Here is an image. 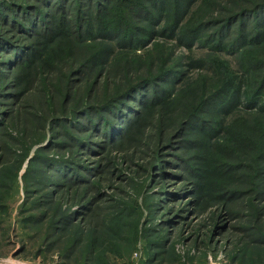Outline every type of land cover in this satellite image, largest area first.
<instances>
[{
	"label": "trees",
	"instance_id": "16d2710c",
	"mask_svg": "<svg viewBox=\"0 0 264 264\" xmlns=\"http://www.w3.org/2000/svg\"><path fill=\"white\" fill-rule=\"evenodd\" d=\"M156 43L178 48L186 55L157 73H144L152 65L134 60ZM193 48L227 55L260 53L262 57L251 58L249 65L242 67L237 83H226L213 93L202 91L205 84L186 90L183 103L188 106L175 114L174 100L179 99L175 92L186 80L185 72L201 71L205 65L203 58L190 59ZM77 51H85L86 56L67 67L57 100L47 108L50 119L22 176L25 194L41 193L44 202L73 186L80 191L92 188L100 177V162L93 164L87 158L103 160L111 149L140 144L150 119L157 114L156 132L172 131L166 155L181 163L178 166L185 172L177 176L176 185L172 184L178 194L166 195L170 196L166 202L177 200L172 208L215 203L223 207L227 218H234L235 212L228 206L244 197L243 186H253L256 193L255 175L236 163L240 155L251 152L263 153L256 176L257 200L264 202V140L253 145L261 136L239 125L241 113L236 114L264 115V0H0L1 108L26 91L39 75V68L48 71L41 83L50 84L54 93L60 75L53 67L63 66ZM119 58L130 62L122 66L126 60L121 61V70L111 74L109 84L107 77L104 86L113 80L118 83L113 84L108 97L92 102L94 95L100 94V79ZM128 74L140 77L129 82ZM55 75L59 76L56 82ZM86 75L95 76L89 90L91 100L72 108L71 100ZM249 76L256 80L250 82ZM8 112L0 110V138ZM247 157L254 164V156ZM243 174L248 175V182L242 180ZM184 181L190 185L185 186ZM84 201L80 198L79 211L58 213L49 226H45L44 214L25 215L22 224L26 229H38V235L45 227L41 247L49 250L55 238L74 227V239L58 257L60 264H71L77 252L83 254L79 264H110V258L119 254L112 243L119 237L121 219L115 217L117 214L104 218L87 239L86 230H75L76 220L83 221L94 210V197ZM262 210L255 207L256 218L262 216ZM261 230L257 226L244 230L258 248L264 246ZM157 249L151 250L161 252ZM151 262L147 259L143 264Z\"/></svg>",
	"mask_w": 264,
	"mask_h": 264
},
{
	"label": "rangeland",
	"instance_id": "374dc122",
	"mask_svg": "<svg viewBox=\"0 0 264 264\" xmlns=\"http://www.w3.org/2000/svg\"><path fill=\"white\" fill-rule=\"evenodd\" d=\"M202 9L201 7L200 11ZM75 54L76 56L63 66L53 67L60 75L52 76L55 82L59 77V84L56 85L54 93L50 84L41 83L48 71L39 68V75L25 92H21L18 99H12L9 105L2 108L0 106L1 111H9L5 132L0 138V207H3L0 208V264H60L58 257L68 247L70 240L74 239V227H68L65 233L55 238L52 249H42L46 228H42L38 235V229L25 228V224H22L23 217L44 214L45 226H49L58 213L60 215L62 212L79 211V207H82L80 198H85L86 201L92 197V214L83 221L77 219L75 230H86L87 239H91L94 226H99L104 218H112L117 214L115 217L121 219V226L118 228L120 234L112 245L117 247L119 254L118 257L110 258V264H143L147 259L152 260L150 264H264V246L258 248L251 244L248 240L250 233L244 231H249L254 226L261 227V231H264V202L257 200L256 176L257 165L263 153L236 154L240 155V161L236 163L250 171L251 175H255L256 193L252 190L253 186H243L246 192L244 197L228 206L235 212L234 218H227L223 207L215 203L210 205L199 202V205L194 207L176 205L172 208L171 205L177 200L166 202L170 197L166 195L178 194L172 184L176 185L177 176L185 175V172L183 166H178L182 165L181 163L166 155L168 148L165 146L171 139L172 131H162L160 134L156 132L153 127L159 121L157 114L150 119L144 141L140 144L111 149L106 152L103 160L87 158L93 164L100 162V177L92 188L80 191L73 186L56 193V197H46L44 202L41 200V193H24L22 176L29 159L39 147L37 142L42 138L46 123L50 119L51 113L46 114L47 108L57 100V89L68 71L67 67L80 62L86 56L85 51H77ZM184 54L186 55L178 48L172 50L156 43L139 56L140 59L134 61L152 65L151 69L144 73H157L165 65L172 66L176 59ZM261 57L260 53L227 55L207 53L205 49L193 48L190 59L203 58L205 65L201 71L185 72L186 80L177 86L175 92L179 99L174 100V113L179 114L188 106L183 103L186 90L205 84L202 91L211 90L213 93L226 83H237L244 71L242 67L249 65L251 58ZM123 60L126 61L122 66L130 62L126 58L115 61L100 79L97 85L100 94L94 95L92 102L100 101L111 94L112 87L118 80H113L115 85H108L107 88L104 86L105 80L108 77V84L112 81L111 74L121 70L119 64ZM261 73H264V68ZM128 75L126 79L129 82L140 77V74ZM94 78V75H86L82 79L74 99L71 100L72 108L91 100L89 90ZM253 79L256 80L249 76L250 82ZM238 113H241L242 120L239 125L250 127L255 135L261 136L260 140L253 142V145H260L261 139L264 140V115L246 111L236 112ZM178 143L183 145L181 141ZM248 155L254 156V164L251 160H246ZM247 177L248 175L243 174L242 180ZM182 183H186L185 186L190 185L187 181ZM255 207H263L262 216L257 215L258 219L255 217ZM34 233L37 234L36 237L33 236ZM155 246L161 252H152L151 249ZM81 256L83 254L79 255V252L74 254L71 264H79Z\"/></svg>",
	"mask_w": 264,
	"mask_h": 264
},
{
	"label": "built area",
	"instance_id": "2783aa9c",
	"mask_svg": "<svg viewBox=\"0 0 264 264\" xmlns=\"http://www.w3.org/2000/svg\"><path fill=\"white\" fill-rule=\"evenodd\" d=\"M135 256H137V257H138V254H136Z\"/></svg>",
	"mask_w": 264,
	"mask_h": 264
}]
</instances>
